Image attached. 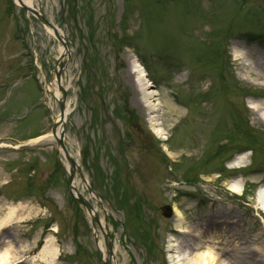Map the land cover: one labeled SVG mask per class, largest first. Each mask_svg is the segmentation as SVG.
<instances>
[{
  "label": "rangeland",
  "instance_id": "obj_1",
  "mask_svg": "<svg viewBox=\"0 0 264 264\" xmlns=\"http://www.w3.org/2000/svg\"><path fill=\"white\" fill-rule=\"evenodd\" d=\"M13 1L0 0V218L10 205L17 210L0 226V243L25 246L16 264H45L40 251L51 236L53 264H104L99 241L117 247L107 264H172L174 205L183 225L206 232L222 224L240 264L264 261L256 197L264 122L248 105L264 99V44L249 40L261 32L254 0H33L64 33L71 54L62 60L60 32L50 35ZM234 42L248 63L233 57ZM130 55L146 70L144 90L155 93L166 139L149 127ZM58 60L70 106L65 141L87 182L70 179L51 134L59 100L48 86ZM243 146L245 165L230 167ZM239 173L241 194L228 187ZM75 179L99 221L71 195Z\"/></svg>",
  "mask_w": 264,
  "mask_h": 264
},
{
  "label": "bare ground",
  "instance_id": "obj_2",
  "mask_svg": "<svg viewBox=\"0 0 264 264\" xmlns=\"http://www.w3.org/2000/svg\"><path fill=\"white\" fill-rule=\"evenodd\" d=\"M17 1H21L29 5L32 2V0ZM45 29L50 35L55 34V29L52 26H46ZM59 31L60 33L62 32L61 29ZM60 49V51L62 52V56H60L61 60L65 58L68 59L69 55L71 54L69 48H66L62 45ZM232 53L235 59L240 57L242 61L245 62V64L249 62V59L247 57V49H245L242 44L235 42L232 45ZM128 70L131 74L133 83L137 86L138 91L141 92L142 104L148 111L146 119L149 123V127L157 136L166 139L165 133L167 131L162 126L163 123L157 115V103H155L154 98H151V95H155V93L149 92V94L144 90L146 70L135 57V55H130L128 58ZM263 70L264 63L263 69L260 70L261 74H263ZM55 80L56 75L54 74L53 79L52 81H50L48 87L55 96L59 97L61 95L60 92H58L60 89L55 83ZM248 105L254 111V113L264 122V99L248 100ZM69 110L70 106L68 107V102L66 103L65 101L64 113L59 111L57 121L60 119V116L64 120L68 115ZM37 139L39 138H36L35 140ZM234 157L235 158L230 164V167H239L245 165L244 163L245 159L247 158V154H237ZM67 166H69L68 161ZM242 183V177H235L232 181L229 182L228 187L232 192L241 194L243 192ZM76 184L77 180L75 179L74 185ZM256 197L257 204L260 207L264 208V186L259 189ZM85 198L88 199L86 196ZM16 210L17 209L15 205H10L4 216L0 218V226L12 222L16 216ZM174 211V225L178 227L179 233L178 235H171L169 238L168 247L171 251L170 258L172 264H240V256L238 254L240 251L235 253V257H230L231 251H236L237 249L230 246L231 244L229 243V240L231 239L226 237L227 234L225 237H222L223 232H225L226 230H223L222 224H220V226L213 225L209 227V230L203 232L201 228L202 226H200L198 223L193 225H183V220L185 219L184 214L176 205H174ZM96 212L97 208L94 207L91 213L94 214ZM101 223L103 229H105L106 231L110 230L103 220ZM224 240H226V242ZM99 245L102 249L105 260L111 261V259L114 260L116 258V246L112 249V251H108L104 248L101 241H99ZM20 247H16L9 240L3 239L0 243V264H16L21 261L23 254H21L20 252L25 250V246L20 245ZM58 253L59 248L54 245V239L52 238V236L48 237L40 251V260L45 264H53V261L56 259ZM31 264L38 263L32 262ZM251 264H264V261L257 263L252 262Z\"/></svg>",
  "mask_w": 264,
  "mask_h": 264
},
{
  "label": "water",
  "instance_id": "obj_3",
  "mask_svg": "<svg viewBox=\"0 0 264 264\" xmlns=\"http://www.w3.org/2000/svg\"><path fill=\"white\" fill-rule=\"evenodd\" d=\"M21 4H22L23 6H25L27 9H29L30 11H32L34 14H36V16L41 20L42 23L47 24V25H49V26H53V25H52V24L46 19V17L42 14V12H41L40 10L35 9L34 5L29 6V5H26V4L23 3V2H21ZM55 31H56V34H58V36H59V33L57 32V30H55ZM59 38H60V40L63 42V44L67 47V43L64 41V39H63L62 37H60V36H59ZM58 64H59L60 68L56 70V76H57L58 81H60L61 71H62V68L64 67L65 64H64V62H58ZM59 88H60V90L62 91V97H61V99L59 100V104H60V112H63V113H64L66 90H65L61 85H59ZM62 115H63V114H62ZM56 126H57V123H55L54 126H53V133H54V134H56ZM56 139H57L58 144H59V145L63 148V150L65 151V155H66V157L68 158V160L71 162L72 165H74V160L72 159V157H71L70 154L68 153V150H67L66 145H65V143H64V129H62V131H61V137H56ZM73 176H74V171H73V169H72V170H71V178H73ZM78 200H79L80 202L84 203L85 205H87L86 202H85V200L83 199V197H82L80 194H79V198H78ZM166 210H167V212H169V208H168V207H166Z\"/></svg>",
  "mask_w": 264,
  "mask_h": 264
},
{
  "label": "flooded vegetation",
  "instance_id": "obj_4",
  "mask_svg": "<svg viewBox=\"0 0 264 264\" xmlns=\"http://www.w3.org/2000/svg\"><path fill=\"white\" fill-rule=\"evenodd\" d=\"M253 2L251 6H254L255 17L258 22L257 29L261 31L260 34L264 35V0H254Z\"/></svg>",
  "mask_w": 264,
  "mask_h": 264
}]
</instances>
